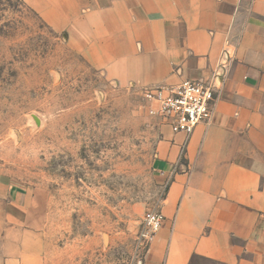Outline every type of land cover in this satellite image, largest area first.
<instances>
[{
  "label": "crops",
  "instance_id": "crops-1",
  "mask_svg": "<svg viewBox=\"0 0 264 264\" xmlns=\"http://www.w3.org/2000/svg\"><path fill=\"white\" fill-rule=\"evenodd\" d=\"M122 88L203 81L208 124L163 126V216L143 264H264V0H23ZM41 203L0 177V264H42Z\"/></svg>",
  "mask_w": 264,
  "mask_h": 264
},
{
  "label": "rangeland",
  "instance_id": "rangeland-1",
  "mask_svg": "<svg viewBox=\"0 0 264 264\" xmlns=\"http://www.w3.org/2000/svg\"><path fill=\"white\" fill-rule=\"evenodd\" d=\"M148 88L117 86L23 0H0V177L41 203L42 264H143L167 187Z\"/></svg>",
  "mask_w": 264,
  "mask_h": 264
},
{
  "label": "built area",
  "instance_id": "built-area-1",
  "mask_svg": "<svg viewBox=\"0 0 264 264\" xmlns=\"http://www.w3.org/2000/svg\"><path fill=\"white\" fill-rule=\"evenodd\" d=\"M145 97L154 106V113L175 134L188 138L200 124H208L216 102L215 87L203 81H182L174 86H157L145 90ZM145 227L152 239L163 224L158 211L145 215Z\"/></svg>",
  "mask_w": 264,
  "mask_h": 264
}]
</instances>
